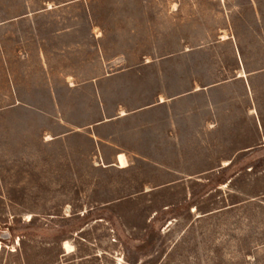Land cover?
Here are the masks:
<instances>
[{
    "label": "rangeland",
    "instance_id": "rangeland-1",
    "mask_svg": "<svg viewBox=\"0 0 264 264\" xmlns=\"http://www.w3.org/2000/svg\"><path fill=\"white\" fill-rule=\"evenodd\" d=\"M0 230V264H264V0H0Z\"/></svg>",
    "mask_w": 264,
    "mask_h": 264
},
{
    "label": "bare ground",
    "instance_id": "bare-ground-1",
    "mask_svg": "<svg viewBox=\"0 0 264 264\" xmlns=\"http://www.w3.org/2000/svg\"><path fill=\"white\" fill-rule=\"evenodd\" d=\"M118 164H119L120 167L126 166L123 154H119L118 155ZM63 246L66 249H71V247L66 242L63 244ZM0 248H1V244H0Z\"/></svg>",
    "mask_w": 264,
    "mask_h": 264
},
{
    "label": "water",
    "instance_id": "water-1",
    "mask_svg": "<svg viewBox=\"0 0 264 264\" xmlns=\"http://www.w3.org/2000/svg\"><path fill=\"white\" fill-rule=\"evenodd\" d=\"M10 237V234L7 232V230H0V239L6 240Z\"/></svg>",
    "mask_w": 264,
    "mask_h": 264
},
{
    "label": "trees",
    "instance_id": "trees-1",
    "mask_svg": "<svg viewBox=\"0 0 264 264\" xmlns=\"http://www.w3.org/2000/svg\"><path fill=\"white\" fill-rule=\"evenodd\" d=\"M0 242H1V244H3V245L5 244V241H4V240H0Z\"/></svg>",
    "mask_w": 264,
    "mask_h": 264
},
{
    "label": "crops",
    "instance_id": "crops-1",
    "mask_svg": "<svg viewBox=\"0 0 264 264\" xmlns=\"http://www.w3.org/2000/svg\"><path fill=\"white\" fill-rule=\"evenodd\" d=\"M119 155V154H118ZM118 157V156H117Z\"/></svg>",
    "mask_w": 264,
    "mask_h": 264
}]
</instances>
